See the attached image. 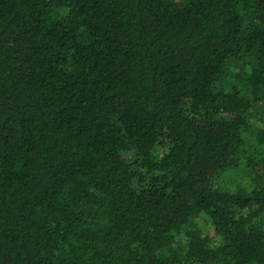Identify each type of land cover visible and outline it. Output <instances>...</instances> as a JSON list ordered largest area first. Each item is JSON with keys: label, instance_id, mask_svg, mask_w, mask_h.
<instances>
[{"label": "trees", "instance_id": "obj_1", "mask_svg": "<svg viewBox=\"0 0 264 264\" xmlns=\"http://www.w3.org/2000/svg\"><path fill=\"white\" fill-rule=\"evenodd\" d=\"M0 264H264V0H0Z\"/></svg>", "mask_w": 264, "mask_h": 264}]
</instances>
